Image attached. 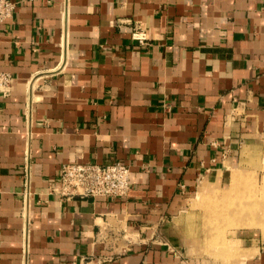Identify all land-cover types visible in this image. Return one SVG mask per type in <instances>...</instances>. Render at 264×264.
Returning <instances> with one entry per match:
<instances>
[{"label":"crops","instance_id":"crops-1","mask_svg":"<svg viewBox=\"0 0 264 264\" xmlns=\"http://www.w3.org/2000/svg\"><path fill=\"white\" fill-rule=\"evenodd\" d=\"M10 1L0 264H194L168 232L185 198L227 164L264 165V0ZM112 161L130 166L124 197L49 190L63 163ZM251 249L235 264H264Z\"/></svg>","mask_w":264,"mask_h":264},{"label":"rangeland","instance_id":"rangeland-1","mask_svg":"<svg viewBox=\"0 0 264 264\" xmlns=\"http://www.w3.org/2000/svg\"><path fill=\"white\" fill-rule=\"evenodd\" d=\"M207 183L204 194L185 198L169 235L194 264H235L241 250L252 251L264 242V165L227 164L216 182ZM223 242L230 251L218 256Z\"/></svg>","mask_w":264,"mask_h":264},{"label":"built area","instance_id":"built-area-1","mask_svg":"<svg viewBox=\"0 0 264 264\" xmlns=\"http://www.w3.org/2000/svg\"><path fill=\"white\" fill-rule=\"evenodd\" d=\"M15 4L10 0H0V22L10 18ZM13 86V76L0 71V95L7 96ZM27 156L22 163L21 216L28 222L29 202L31 196V169L29 161V142L32 137L30 124L26 128ZM130 166L120 161L107 164L94 162L63 163L55 180L49 186L51 193L63 198H119L126 196L130 188ZM25 248V243H24ZM26 250V248H25Z\"/></svg>","mask_w":264,"mask_h":264},{"label":"bare ground","instance_id":"bare-ground-1","mask_svg":"<svg viewBox=\"0 0 264 264\" xmlns=\"http://www.w3.org/2000/svg\"><path fill=\"white\" fill-rule=\"evenodd\" d=\"M221 207V206H220ZM259 219H260V217H259ZM263 225H264V222L262 223ZM262 230V235L264 236V227H263V229H261ZM222 245L223 246H221V248H218L216 251H217V255L218 256H224V255H226V253H229V251H230V249H228V247L227 246H225L226 245V243L225 242H223L222 243ZM222 247H224V249L222 248ZM215 248V247H214ZM217 248V247H216ZM212 249V248H211ZM210 249V250H211ZM214 252H215V250H214ZM212 253V252H211Z\"/></svg>","mask_w":264,"mask_h":264}]
</instances>
